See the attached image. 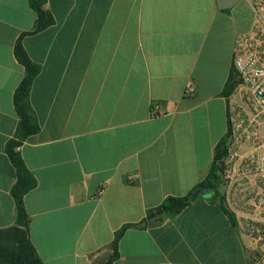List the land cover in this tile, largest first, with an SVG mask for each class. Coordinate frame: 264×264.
Masks as SVG:
<instances>
[{
  "label": "crops",
  "instance_id": "1",
  "mask_svg": "<svg viewBox=\"0 0 264 264\" xmlns=\"http://www.w3.org/2000/svg\"><path fill=\"white\" fill-rule=\"evenodd\" d=\"M31 1L0 0V229L16 223L6 147L21 122L20 43L39 67L29 93L39 130L16 152L37 181L24 206L43 264H245L237 222L255 215L233 200L263 191L264 125L224 172L211 169L230 108L243 107L232 62L254 21L249 1L45 0L53 23L40 31ZM203 182L216 193L158 212Z\"/></svg>",
  "mask_w": 264,
  "mask_h": 264
},
{
  "label": "built area",
  "instance_id": "2",
  "mask_svg": "<svg viewBox=\"0 0 264 264\" xmlns=\"http://www.w3.org/2000/svg\"><path fill=\"white\" fill-rule=\"evenodd\" d=\"M254 13L250 31L239 35L234 44L232 62L233 92L243 104H234L229 111L231 137L228 153H232L242 142L250 139L261 140L260 127L264 125V0H248ZM195 92L192 83L185 95ZM253 113V118H250ZM226 157L220 160L225 162ZM249 168L258 169L256 159L246 160ZM105 191L102 184L98 196ZM235 195V194H234ZM234 206L252 210L254 218H240L237 230L243 239L245 264H264V188L261 192L252 190L238 193Z\"/></svg>",
  "mask_w": 264,
  "mask_h": 264
},
{
  "label": "trees",
  "instance_id": "3",
  "mask_svg": "<svg viewBox=\"0 0 264 264\" xmlns=\"http://www.w3.org/2000/svg\"><path fill=\"white\" fill-rule=\"evenodd\" d=\"M44 2L45 0L31 1L32 8L38 16L36 31L43 30L53 23L52 17L43 9ZM16 55L25 68V76L14 97L16 112L21 122L16 139L9 141L6 147L7 154L16 169L17 175V181L11 191L16 203V223L11 227L0 229V264H43L29 236V219L24 206V196L37 186V181L28 171L21 155L16 152L17 147L21 145L23 140L39 130L35 119L29 111V93L34 78L39 72V67L32 63L20 43H18L16 48ZM228 87L230 89V86ZM230 137L231 129L228 123L227 135L216 147L215 160L211 169L212 173L217 171L224 172L225 168L222 162L220 163V160L228 155ZM199 188L207 189L206 182L200 183L195 190ZM190 195L183 198H168L157 210L168 215H175L190 205ZM153 216L155 214L152 212L148 214V218ZM129 227L127 225L116 233L113 243L115 250L121 236Z\"/></svg>",
  "mask_w": 264,
  "mask_h": 264
},
{
  "label": "water",
  "instance_id": "4",
  "mask_svg": "<svg viewBox=\"0 0 264 264\" xmlns=\"http://www.w3.org/2000/svg\"><path fill=\"white\" fill-rule=\"evenodd\" d=\"M239 0H219V7L220 8H230L232 7L235 3H237ZM213 194L212 189H197L195 190L189 197L190 201H194L199 195L201 196H210Z\"/></svg>",
  "mask_w": 264,
  "mask_h": 264
},
{
  "label": "rangeland",
  "instance_id": "5",
  "mask_svg": "<svg viewBox=\"0 0 264 264\" xmlns=\"http://www.w3.org/2000/svg\"><path fill=\"white\" fill-rule=\"evenodd\" d=\"M211 195H212V194H211ZM211 195H210V196H211ZM207 197H209V196H207Z\"/></svg>",
  "mask_w": 264,
  "mask_h": 264
}]
</instances>
